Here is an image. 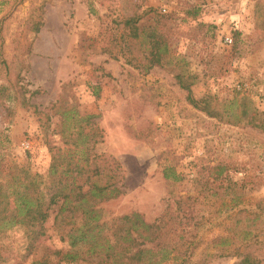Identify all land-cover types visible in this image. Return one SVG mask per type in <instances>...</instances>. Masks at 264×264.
Listing matches in <instances>:
<instances>
[{"label":"rangeland","instance_id":"1","mask_svg":"<svg viewBox=\"0 0 264 264\" xmlns=\"http://www.w3.org/2000/svg\"><path fill=\"white\" fill-rule=\"evenodd\" d=\"M131 16L135 37L122 27ZM155 28L163 39L152 51L147 33ZM0 85L9 152L40 173L48 147L62 146L60 112L94 115L101 139L93 150L117 159L123 175L122 194L97 205L104 218L137 211L152 221L167 198L196 196L192 178L211 182L215 164L242 204L264 199V0H0ZM218 181L196 204L203 238L220 233L231 213L218 205ZM54 212L27 255L23 228L0 229V264H93L54 254L67 248ZM260 218L249 250L261 260L264 211Z\"/></svg>","mask_w":264,"mask_h":264},{"label":"trees","instance_id":"2","mask_svg":"<svg viewBox=\"0 0 264 264\" xmlns=\"http://www.w3.org/2000/svg\"><path fill=\"white\" fill-rule=\"evenodd\" d=\"M197 12L192 6L188 14L196 17ZM133 18H125L122 27L135 37ZM147 38L149 49L158 50L162 34L155 28L147 33ZM153 55L158 61L156 52ZM4 90L0 85V96ZM21 104L31 106L24 101ZM240 106L246 116V105L241 102ZM60 114L63 117L58 124L62 127L57 133L62 146L48 147L49 161L42 173L32 170L28 163L15 161L9 152L7 127L0 128V229L19 226L27 232L25 255L34 247L49 212L55 210L52 225L63 231L60 239L67 248L55 250L54 254L63 263L203 264L211 257L234 256L240 264H264V258L260 260L249 250L260 235L258 225L262 222L264 199L249 207L242 204L244 200L232 192L231 183L222 175V164L209 167L211 182L219 180L217 188L222 189L218 204L221 212H231L218 234L208 238L199 234L203 215L196 204L200 202L199 196L214 191L211 182L200 183L197 178H192L193 186L199 188L196 196L167 198L163 211L152 221H146L137 211L104 218L97 205L123 192L120 163L111 155L93 150L101 139L91 120L94 115L80 116L73 108ZM70 114L71 125L66 124ZM252 120L253 116L248 115L247 122ZM74 122H78L77 127ZM171 175V180L177 182L179 177ZM162 176L168 180L164 169ZM30 264L60 263L43 258Z\"/></svg>","mask_w":264,"mask_h":264},{"label":"built area","instance_id":"3","mask_svg":"<svg viewBox=\"0 0 264 264\" xmlns=\"http://www.w3.org/2000/svg\"><path fill=\"white\" fill-rule=\"evenodd\" d=\"M225 40H226V42L230 43V38L227 37ZM23 145L26 147L27 144L25 143Z\"/></svg>","mask_w":264,"mask_h":264}]
</instances>
